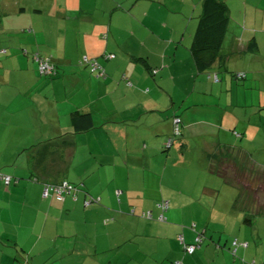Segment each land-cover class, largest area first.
Masks as SVG:
<instances>
[{
  "label": "crops",
  "instance_id": "crops-1",
  "mask_svg": "<svg viewBox=\"0 0 264 264\" xmlns=\"http://www.w3.org/2000/svg\"><path fill=\"white\" fill-rule=\"evenodd\" d=\"M224 1L221 58L198 71L191 44L202 0H0V171L11 176L8 185L0 178V264H229L215 224L195 223L214 234L193 254L177 240L195 235L177 214H202L215 191L202 179L207 154L225 144L264 155V0ZM35 54L55 76L38 72ZM83 55L105 75L91 74ZM79 112L92 128L75 131ZM173 115L180 134L165 148ZM63 179L84 182L86 193L42 198L43 181ZM88 195L99 201L84 207ZM160 198L168 221L138 216L157 215ZM237 200L220 205L241 213ZM262 227L264 214L238 225L248 246L236 254L264 247Z\"/></svg>",
  "mask_w": 264,
  "mask_h": 264
},
{
  "label": "trees",
  "instance_id": "trees-1",
  "mask_svg": "<svg viewBox=\"0 0 264 264\" xmlns=\"http://www.w3.org/2000/svg\"><path fill=\"white\" fill-rule=\"evenodd\" d=\"M229 27H230V18L227 13L225 1L224 0H202V11L198 17L197 26L195 28L194 35H193V41L191 44L194 63L198 71H207L214 63L220 60L221 49L223 47V43L225 41L226 34H227V31L229 30ZM103 36H106V33L105 34L103 33ZM83 56H88V55H83ZM38 57L40 59L41 58L47 59L49 65L51 66L50 72L44 73V72L39 71L38 60H37ZM108 57H111L110 54L105 55V58H108ZM34 58L37 60V70L41 75H45V76L47 75L50 77L56 75L57 72L55 70V66L47 57H42L38 54H35ZM88 58H90L91 60H95L100 64V62L96 58H91L89 56ZM85 66L88 68L90 72L89 66L87 65ZM153 69H157V68H153ZM90 73L95 75L92 72ZM104 75H105V71H104ZM234 76L236 79H242L245 77V73L238 72L234 74ZM214 78L217 79L216 74H214ZM175 119H178L176 123H174ZM73 126H74L75 131H78V132L92 128L94 126V122H93V118L91 114L87 112L75 113L73 116ZM172 126H173V132L166 139L165 148H169L174 143L175 139L179 137L181 119L178 115L172 116ZM233 133L236 136L241 135V133L237 132L236 130H234ZM217 150H227L229 153L232 152V154L235 155V157H239L241 160L247 159L248 161L244 163L249 165V170L247 172H243L239 166V163L235 160L234 156L233 158L224 160L223 162L225 164L222 165V167L217 166L215 164V158H216L215 152ZM216 151L213 154H207L209 159L213 158V165L211 166V171L215 173L216 175H218L223 180V182L230 181L234 183L235 185H237L239 194H240L241 188L243 187L249 188L248 186H251V181L248 184H247V181H245L246 178L250 179L248 172H250L252 169L255 170L256 168H258L255 161L250 159L251 155L243 151L241 146L234 147V146H227L225 144H219L217 146ZM261 169H262V172L254 173L253 175H251V179H252V176H255L256 174L258 175L260 174L262 176H259V177L264 178V166ZM1 175H5V174H1ZM1 175H0V178H1ZM256 181H258L259 185L261 184V186L258 187V184H257V187L254 188V190H257L258 192L253 190V193L254 194L256 193V196L255 198L250 199V205L248 206L244 205L245 207L250 208L249 209L250 212H246V214L244 215V219H243L244 222L248 224L251 223V219H252L251 217L253 215L264 214V198L263 199L259 198L260 197L259 194L264 195V181L261 179H258ZM3 182L5 183L4 180ZM63 182H66L68 185L73 187V190L64 192L63 198L61 199L56 198V196L53 193H51L48 197H42V198L44 199L53 198L56 201L61 202L64 200V198L67 195L75 199L77 198V195L79 192L86 193L84 189L85 187L84 182L81 181V182L75 183V182H71V181L64 180V179L60 181H55V182L43 181L42 190H43L44 185L46 184H57V183L61 184ZM42 190H41V196H42ZM237 198L239 199V195L237 196ZM98 201H99L98 198H93L92 196L88 195L83 199V206L87 207L91 203H95V202L97 203ZM86 202L88 203L86 204ZM164 202H167L166 206L158 205L159 203L163 204ZM155 205L159 210L157 215H153L150 210H144L140 212L138 216L147 218V219L157 220L160 222H165L167 220L166 212L169 208V201L166 198H160L159 200L156 201ZM128 211L130 212V214H134V211L132 210V208H130ZM161 215H162V218L160 219L159 217ZM188 228L192 229L195 232L193 242L191 243L185 242L182 233L177 235V240L179 244H181V247L183 248V253L187 255L193 254L194 252H196L201 247L203 241L206 239L204 228H197L195 223H191ZM244 243H246V245H244ZM215 244H218V243H215ZM247 246H248V242H246L245 240H239V239L233 238L228 250L232 252L231 253L232 256L236 257L237 248L238 247L246 248ZM189 247H193L192 251L187 250ZM171 263L172 264H182V260L174 259ZM250 264H255V261H252Z\"/></svg>",
  "mask_w": 264,
  "mask_h": 264
},
{
  "label": "rangeland",
  "instance_id": "rangeland-1",
  "mask_svg": "<svg viewBox=\"0 0 264 264\" xmlns=\"http://www.w3.org/2000/svg\"><path fill=\"white\" fill-rule=\"evenodd\" d=\"M262 110H264V108H262ZM237 132H240L239 129H236ZM261 138L256 139L255 143L253 142L254 147L258 148V146L260 144H262V142L260 143ZM215 164L219 167H222V165H224L225 163L223 162L224 160H227L229 158H235V160L239 163L240 168L242 169L243 172H247L249 170V165L245 164L244 162H247V159H243L241 160L239 157H235V155L232 154V152H228L227 150H217L215 152ZM250 159H252L253 161H255L256 165L258 166V168H256L255 170L252 169L249 173V177L250 179H245V181H247V184L251 181V186H248L249 188H241L240 194H239V190L236 186L234 185H226L224 184L223 180L216 175L215 173H213L211 171V168H207L206 172L204 173V177L205 180L207 181V184H209L210 186H212L215 191L212 195V198L209 199L208 201V205L202 206V214H188L186 217H182L180 218V215L177 214V219H179L180 222H177L178 225H182V226H186L189 227L191 223H201L204 225V223L206 221H208L210 223V225L213 227V224H215L218 228L213 227L214 229L218 230L219 232H215L216 233V237L213 240V243H218L221 248L223 247L224 241L225 240H229V243L227 244V247L230 246L231 241L233 238L239 239L238 238V225H242L241 229H247L249 228L250 224L244 222V215L246 214V212H250L249 209L245 207L246 205H250V199L255 198L256 193H253L254 188L261 186V184L259 185L258 179H261L264 181L263 177H259L262 175H258L256 174L255 176H252L251 179V175H253L254 173L258 172L261 173L262 172V167L264 166L263 162L261 161V159H264V155L263 153H256L254 155L250 156ZM258 159V160H257ZM213 165V164H212ZM260 168V169H259ZM223 169V168H222ZM0 174H4L3 172L0 171ZM202 179H200V181H202ZM257 191V190H254ZM258 192V191H257ZM239 195V199H238V203L239 205L242 207L241 213H234V210L230 211L229 209H224L223 207L220 205L221 203L224 202L225 198H227L228 201V205L229 203H232V201H234L237 196ZM259 198H264V195L259 194ZM245 205V206H244ZM245 207V208H244ZM229 212L232 214H237V219L236 217L234 219H229V223H228V219H227V214H229ZM236 216V215H235ZM166 217H168L167 212H166ZM256 217V215H253L251 218L254 219ZM186 218V219H185ZM190 218V219H188ZM185 219V220H184ZM168 221V220H167ZM170 221V220H169ZM207 227V226H206ZM243 230H241V232H243ZM262 231L264 234V227H262ZM209 234L213 235L214 234V230L211 228H208L207 230V234L205 235L207 241H211ZM222 237H219V236ZM260 235L255 233L254 235L251 234L252 237V243H253V239H255V236H258L260 239ZM220 240V242H219ZM240 240V239H239ZM246 242L248 240H245ZM229 252V258H230V262L229 264H233L234 260H236V258L241 260V264H250L252 261H255L256 264H260L261 262L264 263V247L262 248L259 247L257 252L254 251V249H250V252H248L245 256H240L239 254H236V257L232 256L231 253L228 248L226 249ZM213 262V263H212ZM211 263L212 264H219L218 262H216V260H213ZM210 263V262H208ZM210 263V264H211Z\"/></svg>",
  "mask_w": 264,
  "mask_h": 264
},
{
  "label": "built area",
  "instance_id": "built-area-1",
  "mask_svg": "<svg viewBox=\"0 0 264 264\" xmlns=\"http://www.w3.org/2000/svg\"><path fill=\"white\" fill-rule=\"evenodd\" d=\"M110 56H112L110 54ZM38 60V68L40 72H50L51 71V66L49 65L47 59L44 58H37ZM80 63L81 64H85L87 66H89L90 68V72L94 73L96 76H103L104 75V70L102 68V66L95 60H91L90 58H88V56H82V58L80 59ZM157 69H153L152 73H156ZM243 75V74H242ZM178 121V119L174 120V123H176ZM1 178L5 181L6 184L9 183V181L11 180V177L8 175H1ZM69 190H73V187H71L70 185H68L66 182H63L61 184H46L43 187L42 190V197H48L51 193H53L56 198H63V193L67 192ZM88 202H86L87 204ZM167 202H164L163 204L159 203L158 205L161 206H166ZM149 214V213H148ZM160 219L162 218V215L159 217ZM244 245H246V243H244ZM193 247H189L187 250L188 251H192Z\"/></svg>",
  "mask_w": 264,
  "mask_h": 264
}]
</instances>
